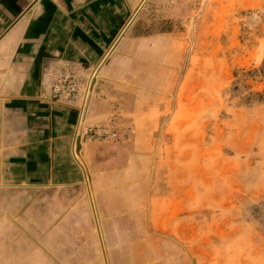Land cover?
I'll use <instances>...</instances> for the list:
<instances>
[{"label":"crops","instance_id":"1","mask_svg":"<svg viewBox=\"0 0 264 264\" xmlns=\"http://www.w3.org/2000/svg\"><path fill=\"white\" fill-rule=\"evenodd\" d=\"M184 20L173 0H0V264L213 260L195 240L149 238L145 220L163 126L162 165L179 161L177 148L188 163L196 148L175 120L193 68ZM67 77L72 98L55 94ZM95 128L109 137L90 139ZM163 168L150 191L160 231L191 210L194 189L159 195Z\"/></svg>","mask_w":264,"mask_h":264},{"label":"rangeland","instance_id":"2","mask_svg":"<svg viewBox=\"0 0 264 264\" xmlns=\"http://www.w3.org/2000/svg\"><path fill=\"white\" fill-rule=\"evenodd\" d=\"M176 1L193 68L175 120L180 131L195 134L196 148L190 162L181 158L188 149L177 148L179 161L162 165L163 126L148 169V237L195 240L196 247L211 248L208 264H221L220 258L222 264H264V102L257 95H264V75L254 72L264 66V0ZM158 167H164L159 195L174 185L186 193L194 184L191 210L169 218L161 231L152 227L150 210ZM201 240L211 243L198 245ZM180 247L187 254L191 246Z\"/></svg>","mask_w":264,"mask_h":264},{"label":"built area","instance_id":"3","mask_svg":"<svg viewBox=\"0 0 264 264\" xmlns=\"http://www.w3.org/2000/svg\"><path fill=\"white\" fill-rule=\"evenodd\" d=\"M55 87V94L62 96L65 95L67 98H72L79 93V87L72 77L64 78L59 84ZM90 139H107L109 133L104 128H95L88 131Z\"/></svg>","mask_w":264,"mask_h":264},{"label":"trees","instance_id":"4","mask_svg":"<svg viewBox=\"0 0 264 264\" xmlns=\"http://www.w3.org/2000/svg\"><path fill=\"white\" fill-rule=\"evenodd\" d=\"M255 73H258V74H262V75H264V66L261 68V69H259V70H255L254 71ZM258 95V97H259V101L260 102H264V95H262V94H257Z\"/></svg>","mask_w":264,"mask_h":264},{"label":"water","instance_id":"5","mask_svg":"<svg viewBox=\"0 0 264 264\" xmlns=\"http://www.w3.org/2000/svg\"><path fill=\"white\" fill-rule=\"evenodd\" d=\"M77 143H78V149H79L81 147V139L80 138L78 139Z\"/></svg>","mask_w":264,"mask_h":264}]
</instances>
